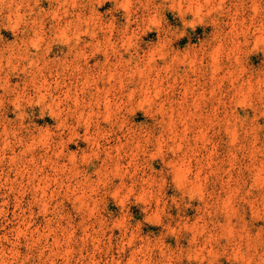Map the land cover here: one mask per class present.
<instances>
[{"label":"clouds","instance_id":"obj_1","mask_svg":"<svg viewBox=\"0 0 264 264\" xmlns=\"http://www.w3.org/2000/svg\"><path fill=\"white\" fill-rule=\"evenodd\" d=\"M0 264H264V0H0Z\"/></svg>","mask_w":264,"mask_h":264},{"label":"rangeland","instance_id":"obj_2","mask_svg":"<svg viewBox=\"0 0 264 264\" xmlns=\"http://www.w3.org/2000/svg\"><path fill=\"white\" fill-rule=\"evenodd\" d=\"M199 31H200V30H198V32H199ZM253 62H254V63H258V58L253 57ZM110 207H111V206H110ZM133 211L136 212L137 210L134 208ZM137 214H138V213H137ZM154 230H155V229H154Z\"/></svg>","mask_w":264,"mask_h":264}]
</instances>
